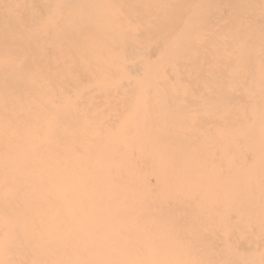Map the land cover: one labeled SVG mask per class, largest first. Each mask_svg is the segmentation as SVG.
Instances as JSON below:
<instances>
[{"label": "bare ground", "instance_id": "bare-ground-1", "mask_svg": "<svg viewBox=\"0 0 264 264\" xmlns=\"http://www.w3.org/2000/svg\"><path fill=\"white\" fill-rule=\"evenodd\" d=\"M0 264H264V0H0Z\"/></svg>", "mask_w": 264, "mask_h": 264}]
</instances>
